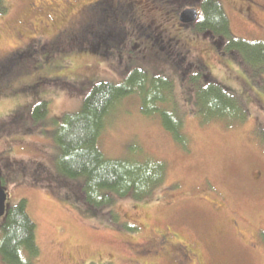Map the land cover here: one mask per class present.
<instances>
[{
  "label": "rangeland",
  "instance_id": "rangeland-1",
  "mask_svg": "<svg viewBox=\"0 0 264 264\" xmlns=\"http://www.w3.org/2000/svg\"><path fill=\"white\" fill-rule=\"evenodd\" d=\"M96 1L4 0L6 12L0 15V63L11 53H26L25 59H32L27 69L22 64L11 69L23 72L10 80V86L7 74L11 71L0 80V120L10 119L14 110L21 109L24 116L20 120L28 127L11 126L0 132V177L8 194L7 205L25 199L36 225L39 255L33 264H130L133 245L167 226L180 229L196 243L205 264H264V140L260 132L264 127V83L258 81H264V69L254 77L249 69L222 56L192 26L181 29L177 17L192 7L177 0H170L169 6L157 0L154 6L147 0L127 2L135 5L145 24L180 40V49L190 61L202 64L213 80L242 97L248 115L240 122L202 123L192 116L184 84L174 80L171 101L186 140L181 144L164 130L159 113H144L146 104L141 97L120 100L101 132V152L112 159L158 160L164 164V177L149 200H115L108 221L105 213L91 215V209L77 200L75 180L49 177L50 170L55 172L57 155L49 121L77 112L84 94L80 92L88 85L119 83L126 64L144 66L126 53L136 40L133 33L127 34L125 44L117 45L127 50L121 48L123 59L117 54L105 59L88 50L86 32L98 20ZM251 1L257 8L249 12L219 0L235 37L264 41V0ZM195 9L200 16L199 6ZM101 10L104 18L112 17L107 7ZM56 40L60 45L54 49L51 45ZM160 65L158 71L171 73L167 64ZM153 66L146 68L150 71ZM38 101H46L48 114L29 130L28 112ZM9 119L3 126L10 124ZM18 162L22 170L2 167ZM40 166L45 172L40 173ZM136 218L146 224L137 234ZM0 264H4L1 259Z\"/></svg>",
  "mask_w": 264,
  "mask_h": 264
},
{
  "label": "trees",
  "instance_id": "trees-1",
  "mask_svg": "<svg viewBox=\"0 0 264 264\" xmlns=\"http://www.w3.org/2000/svg\"><path fill=\"white\" fill-rule=\"evenodd\" d=\"M117 1L119 0H115L113 6L111 2H109L110 6H107L102 1L95 6L96 2H94L95 8L98 9L96 13L98 20L95 25L103 26L104 30L112 32L115 26L112 21L115 22L118 17L116 21L119 24H116L115 29L121 33L122 44H125L127 34L132 33L136 36L135 44L131 43L127 51L124 45L112 47L110 44L108 46H100L98 43L97 45L90 44L89 38L88 50L105 59L116 54L119 59H123L120 56L123 52H121V48H123L125 52L127 51L126 53L132 55L131 59L139 60L144 66H135L133 63V65L126 64L121 73L123 79L119 83L100 81L88 85L84 92H82L83 90L80 92L84 94L81 107L77 112L52 118L48 123L53 129L52 138L57 147L54 161L55 172L50 170L49 177L54 180L56 177L75 180L77 182V195H75L77 200L84 202L91 209L93 212L91 215L105 213L107 221L110 220L111 206L115 200L124 197L136 201L149 200L153 192L162 184L164 177V164L158 160L149 158L145 160L112 159L101 152L98 143L101 132L108 116L114 111L120 100L130 95L141 97L146 104V107H143L144 113L153 111L156 114L159 113L164 130L181 144H186V140L181 132V120L175 116V107L171 101L174 80H179L180 85L184 84L182 88L183 91L185 90L186 103L193 108L192 116L199 118L202 123L211 120L226 123L240 122L248 115L246 103H243L242 97L233 94L228 86L213 80L206 73L207 70L202 64L190 61L184 55V51L180 49V40L168 36L164 30L157 29L153 24H145L137 13L132 15L128 2L126 7H120L122 13L119 12ZM147 1L153 6L156 5L154 0ZM157 1L159 4L161 1L169 6L173 0ZM177 1L192 8L199 6L200 9V16L198 15L199 18L197 17L194 23L184 24L179 21L181 24L188 26L192 24L194 32L200 33L209 40L216 51L222 56H229L232 61L249 69L248 71L254 77L263 72L264 41L251 42L235 37L231 33L228 19L219 0ZM230 2L232 4L235 2L255 5L251 0H231ZM121 6H123V2ZM102 7H107L112 12V17L108 18L110 25L102 23L105 15L101 10ZM5 12V2L0 0V15ZM180 28L185 29L183 25H180ZM86 33L88 36V29ZM57 40L52 41L51 46L54 49L60 45V41ZM25 54L11 53L0 63V80L6 72L11 71L7 74L8 86H10L12 78L15 77L16 80L23 72L19 69H13V71L11 69L18 64H22L24 69H27L26 64H30L32 61V59L29 61L25 59ZM131 59L129 60L128 57V60L133 62ZM160 62L167 64L171 73L158 71L157 69L163 66H158ZM145 64L148 67L154 66L149 71ZM258 81L264 83V81ZM32 88L30 87V89ZM167 104L172 105L170 109ZM30 108L28 112L31 117L29 130H32L31 128L37 121L47 117L48 109L46 101H38ZM20 111L22 110H14L8 116L10 119L6 118L10 122L7 126H3L6 119L0 120V132L11 126L22 128V130L28 128L20 120L24 116ZM260 132H262L264 140V127ZM5 166L10 170L12 168L17 171L22 170L19 162L12 165L3 163L2 167ZM41 169L40 173L46 170ZM34 178L38 179L37 173ZM0 180L3 186L1 177ZM43 184L45 185L46 182ZM76 192L74 191V193ZM35 232L36 225L27 212L25 199L18 200L14 205H7L5 215L0 220L1 261L4 264H33L34 259L39 255Z\"/></svg>",
  "mask_w": 264,
  "mask_h": 264
},
{
  "label": "flooded vegetation",
  "instance_id": "flooded-vegetation-1",
  "mask_svg": "<svg viewBox=\"0 0 264 264\" xmlns=\"http://www.w3.org/2000/svg\"><path fill=\"white\" fill-rule=\"evenodd\" d=\"M100 1L104 2V4H107V6H110L109 2H115V0H97L95 6L100 4ZM230 1L231 0H229L228 2L232 5ZM122 2L123 6H121ZM126 4H128L127 0L117 1L118 11L121 12L120 7H126ZM233 4L240 5L242 9H247L246 11L249 12L251 11V9L254 11V9L257 8V4L249 5L245 3L235 2H233ZM129 8L132 15H135L137 13L136 7L133 3L129 4ZM177 18V23L179 26L183 25L185 29H189L191 27L192 24L190 26L181 24L179 22V17ZM116 20H118V17L115 19V22L112 21L113 24H115L112 32L104 30L103 26H99L98 24L95 25L94 23V25H91L88 29V36L90 38L89 43L93 45H97L98 43L100 46H108L110 44V46L112 47L114 45H118L122 41V37L121 33L117 32V30L115 29L116 24H119ZM98 22L100 23V20ZM102 23L110 25V21L106 17L104 18V21ZM97 27H101L100 32L96 31ZM215 213L219 212L217 211ZM134 221L136 222V226L134 227H136L137 230L135 231V234H137L141 229L146 226V224L142 222V220H140L139 218H136ZM126 226L127 228H131V225L129 224H126ZM237 230L238 228H236V232ZM183 234L184 233L180 229L173 228L170 226H167V228L164 230L155 229L151 238L145 240L143 243H135L133 245V254L130 253L129 256L131 257H129L128 261L131 264H158V262H165L166 264H205L206 262L203 261L200 253L201 251L198 250L197 244L189 241V239ZM261 235L262 232H260L259 236L260 242H262Z\"/></svg>",
  "mask_w": 264,
  "mask_h": 264
},
{
  "label": "water",
  "instance_id": "water-1",
  "mask_svg": "<svg viewBox=\"0 0 264 264\" xmlns=\"http://www.w3.org/2000/svg\"><path fill=\"white\" fill-rule=\"evenodd\" d=\"M198 17V12L195 8H187L179 15V21L184 24L193 23ZM8 194L4 186L1 185L0 180V220L5 215L7 206Z\"/></svg>",
  "mask_w": 264,
  "mask_h": 264
}]
</instances>
